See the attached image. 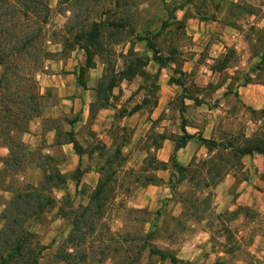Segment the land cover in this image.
Instances as JSON below:
<instances>
[{"label": "rangeland", "instance_id": "rangeland-1", "mask_svg": "<svg viewBox=\"0 0 264 264\" xmlns=\"http://www.w3.org/2000/svg\"><path fill=\"white\" fill-rule=\"evenodd\" d=\"M233 1L256 6V14L228 10L224 0H49L48 37L53 51L61 50L57 42L65 40L76 22L108 18L122 22L123 27L103 26L104 47L94 56L92 66H87L88 56L79 47L45 62L39 75L50 86L43 90V114L33 120L42 123V137L30 148L16 178L2 169L9 149L0 142L1 202L11 198L7 189L15 184L39 182L57 169L66 174L65 182L53 189L57 207L33 223L39 240L48 246L41 264H54L51 255L71 230L70 211L88 203L107 157L114 161L109 167L115 173L113 198L105 208L101 234L91 243L88 264H110L109 256L114 253L121 257L141 253L138 264H264V194L257 206L236 204L237 188L244 181L252 179L264 193V172L258 173L254 160L248 165L242 156L209 148L194 138L182 157L177 154L180 164L190 166L181 173L170 161L174 147L168 148L165 159L160 150L165 141L161 134L181 135L183 124L190 133L199 130L206 137L211 133L217 142L264 141V69L259 70L258 53L264 38V0ZM166 4H184L175 13L181 24L173 21ZM166 20L172 24L164 27ZM59 30L60 40L54 33ZM144 30L152 32L158 48L164 55L172 54L176 63L160 67L151 60L138 74L120 78L113 90L105 85L98 103L107 102L106 107L112 105L115 113L99 117V106L96 116L77 127L81 105L77 98H96L106 67L119 75L133 58L131 50L152 57L147 42L139 39L146 36ZM81 68L87 90L79 93L76 79ZM249 77L250 83L244 85L249 92L243 96L240 88ZM257 94L258 100H252ZM161 102L166 107L157 115ZM140 104L143 108L138 113L124 118ZM53 128L63 133L75 130L85 151L81 161L78 156L71 158L75 154L72 144L51 141ZM60 139L65 141L67 136ZM227 182L232 183L229 188ZM163 185L166 193L158 191ZM140 195L150 196L148 205L133 204ZM150 231L154 233L147 237ZM151 245L172 253L178 261L149 258Z\"/></svg>", "mask_w": 264, "mask_h": 264}, {"label": "trees", "instance_id": "trees-1", "mask_svg": "<svg viewBox=\"0 0 264 264\" xmlns=\"http://www.w3.org/2000/svg\"><path fill=\"white\" fill-rule=\"evenodd\" d=\"M224 1L228 4V10L236 9L239 14L241 12L256 14L257 12V7L247 2ZM166 7L173 21L181 24L182 21L175 13L178 9H183L184 4L174 7L166 4ZM50 14L49 0H0V142L9 149V156L2 169L13 178H16L22 171L24 159L31 154V149L21 135L29 131L31 121L41 116L44 111V93L41 91L37 77L40 72H43L45 62L58 53L79 47L84 49L88 56L87 66H92L94 56L104 47L103 26L120 29L123 27L122 22L108 18L85 20L83 23L76 22L77 24L70 27L69 34H65V40L57 42L62 47L57 52L51 49V41L48 37ZM171 24V21L166 20L163 26L167 27ZM144 32L146 36L139 39L147 42V47L153 51L152 57L147 54L140 55L131 50L130 54L133 58L119 75L115 74L112 68L106 67L96 88V100L92 103L93 114L96 106H108L107 102L98 103L102 99L101 95L105 90V85L108 91L113 90L120 78L129 79L138 74L151 60L160 67L176 63L172 54L164 55L158 48L150 30H144ZM54 33L60 40L63 35L62 31ZM67 35H71L72 39L67 38ZM258 53L260 55L259 70L261 71L264 69V38ZM84 70L81 68L82 74H79L78 82L86 88L85 80L80 78L81 75L84 76ZM141 73L145 74L143 70ZM155 78L159 80V74ZM251 79V77L246 78L242 85L250 83ZM179 84L182 85L181 82ZM141 108L142 104L137 105L131 113ZM261 112H264V109ZM181 129L183 131L181 135L164 136L161 134L163 140L170 138L174 141L175 147L170 161L181 173L187 172L190 166L180 164L177 152L186 147L188 142L194 138H198L209 148L230 150L235 156L243 157L255 153L264 155V141L256 138H246L241 142L229 140L224 143L217 142L213 138H205L200 133H190L184 124ZM63 134L67 136L65 141L60 139ZM55 141L56 144L73 143L79 156L82 157L85 154L73 131L63 133L58 129ZM159 163L166 165L163 160H159ZM112 165H114L113 158L107 157L99 167L100 178L88 203L75 209L72 208L70 211L71 230L66 240L51 255L50 262L88 264L91 259V243L101 234L105 208L113 198L110 193L111 185L115 182V173L109 171ZM79 171L80 167H77L75 172ZM65 175L57 169L39 182H22L7 189L12 193L11 198L2 202L0 200V264H41L48 246L39 240L38 234L33 230V223L39 222L44 214L57 207L53 189L65 182ZM150 181L153 182L155 179ZM62 210L63 207L60 206L59 211L62 212ZM153 233L154 231L148 232L147 237ZM141 256V253H127L121 257L114 253L109 257L112 260L110 264H138ZM154 256L160 260H169L171 263L178 261L172 253L151 245L149 258Z\"/></svg>", "mask_w": 264, "mask_h": 264}, {"label": "crops", "instance_id": "crops-1", "mask_svg": "<svg viewBox=\"0 0 264 264\" xmlns=\"http://www.w3.org/2000/svg\"><path fill=\"white\" fill-rule=\"evenodd\" d=\"M75 74L77 75V73H75ZM38 80H39V83L41 85H43L41 87V91L43 93V90L45 89V87L50 86V84L48 83V80H47V78L45 76L39 75ZM76 81H77V84L76 85L79 88V93H82V91H86L87 90V87L84 88L83 86H81L79 84V82H78V76H77ZM169 87H171V84H169ZM245 92L247 93L249 91L243 85L240 88V93L243 96H245V94H246ZM258 97H259L258 94L255 95V96L253 95L252 96V100H258ZM77 99L81 100V105H80L79 110L77 111L79 113V115H78V119L75 122V124H76L77 127H81L83 124H86L91 117H94V116L97 115V110L99 108L96 106V110L94 111V114H93L92 103L95 102V99H96L95 97H94L93 100L92 99L85 100L84 96L83 97H79ZM165 107H166L165 103L164 102H161L157 106V108H156L157 115H159V113H161L165 109ZM142 108H143V105H142ZM141 109H139L135 113H131V111H130L128 113V115L127 114H124V118H128L130 116H134ZM100 110L101 111H100V113L97 116L103 117L105 115V117H104V119H105L107 116H110V114H109L110 112L109 111H113L112 113L114 114L115 111H116V108H114V107H112V105H110L109 107H100ZM36 118L38 119V117H36ZM33 120L30 123L29 131L24 132L21 135L22 139L28 144L29 148H31V149H32V147L37 146L39 144V142L41 140V137H42V131H43V125H42V123L39 122L38 124H35ZM58 129L59 128H55V129L53 128V129H50V131H49L50 134H51V139H52L51 141L52 142L56 140L57 130ZM32 130H35V133L31 134L30 132ZM69 131H73L74 132L75 130L74 129H71ZM199 132L200 131L197 130V132H192V133L194 134V133H199ZM204 137L205 138H211V133L209 134L208 137H206V136H204ZM55 143H56V141H55ZM172 143H173V140L171 141L170 138H166L165 139L164 144H163V146L160 149L161 152H163V154H162L163 156H161L162 159H165V154H166V151L168 150V148H170L171 146H172V148L175 147V145H173ZM62 144H68V145H71L72 144L73 145V143H68V142H64ZM187 146H188V144L186 145V147H183V148L179 149L178 152H177V154H179V155L181 154V157H182V151L185 148H187ZM73 147H74V145H73ZM76 156H78L79 159H80V161H81V158L83 157V155L81 157L75 151V154L73 153L71 155V158L74 160ZM243 160L245 161V163H249L248 165H252V160H254V162L256 163L255 165L258 168V173L261 174V173L264 172V158L260 154H254V155L247 154V155H244L243 156ZM251 180L250 181H244L237 188V192H238V195H237V198H236V204L237 205H239V206H249V207H253V206L259 205L261 196L264 193L261 192L259 190V188H257L255 186L256 182L255 181H251ZM225 185H226L225 187L229 188L232 185V183L231 182H227V183H225ZM261 185L264 186V181H262ZM164 186L165 185L161 186L162 188H160L158 191H161L163 193H166V188H164ZM148 191H149V194H150V193H152L153 190L150 187V188H148ZM156 195L151 194V197L156 196ZM149 201H150V196L149 197H144L143 195H140V196H138V199L137 200H134L133 201L134 202L133 204L135 206L144 207V206L148 205Z\"/></svg>", "mask_w": 264, "mask_h": 264}]
</instances>
